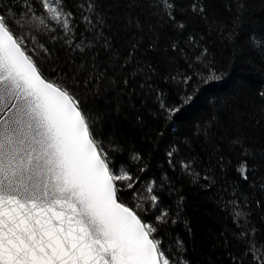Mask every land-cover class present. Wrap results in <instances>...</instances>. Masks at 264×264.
Instances as JSON below:
<instances>
[{"label":"trees","instance_id":"obj_1","mask_svg":"<svg viewBox=\"0 0 264 264\" xmlns=\"http://www.w3.org/2000/svg\"><path fill=\"white\" fill-rule=\"evenodd\" d=\"M30 2L47 26L13 24V13L28 11L24 0L0 7L44 77L79 97L117 173L133 177L117 182L120 201L157 227L175 264H258L249 242L264 251V48L251 38L264 40V0H169L171 15L161 0H92L95 14L88 0H64L74 29L67 35L39 0ZM85 15L105 23L93 27ZM209 66L224 79L204 85L199 73ZM165 210L168 222L157 224Z\"/></svg>","mask_w":264,"mask_h":264},{"label":"snow or ice","instance_id":"obj_2","mask_svg":"<svg viewBox=\"0 0 264 264\" xmlns=\"http://www.w3.org/2000/svg\"><path fill=\"white\" fill-rule=\"evenodd\" d=\"M39 2L51 14L47 21L61 24L65 35L74 31L64 0ZM161 3L171 15L169 0ZM24 4L27 12L13 13L18 20L3 14L0 7V264H175L162 240L154 236L157 227L120 201L117 182L133 177L123 168L117 173L111 165L79 97L44 77L22 46L23 38L13 31L9 19L22 28L34 21L47 26L45 18L34 14L30 0ZM237 7L239 20L244 5ZM86 10L95 14L92 0ZM199 11H204L203 6ZM83 19L93 27L105 23L100 19L93 24L88 15ZM128 22L132 23L130 17ZM251 43L264 48V40L252 37ZM199 76L204 85L224 79L211 66L207 75ZM194 99V94L186 95L182 105ZM179 110L167 109L169 118ZM212 127L207 125L204 134H210ZM182 166L189 169L190 163ZM238 171L247 179L246 163ZM127 187L132 189L133 183ZM147 190L153 192L151 184ZM150 200L158 206V196L152 194ZM168 215L161 211L155 217L157 224H166ZM242 216L239 210L234 213L237 221ZM240 235L246 237L244 232ZM249 243L253 259L264 264V251L255 248L254 241ZM176 244L182 251V241L177 239ZM180 264L187 261L181 259Z\"/></svg>","mask_w":264,"mask_h":264}]
</instances>
